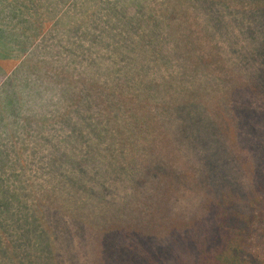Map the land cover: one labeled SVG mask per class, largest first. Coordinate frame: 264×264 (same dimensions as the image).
Here are the masks:
<instances>
[{
	"label": "rangeland",
	"instance_id": "rangeland-1",
	"mask_svg": "<svg viewBox=\"0 0 264 264\" xmlns=\"http://www.w3.org/2000/svg\"><path fill=\"white\" fill-rule=\"evenodd\" d=\"M0 3L19 7L2 26L26 31L27 51L0 60V204L19 198L41 236L24 264H121L138 232L173 264L169 228L226 192L249 215L239 226L251 264H264V215L249 206L264 195V11L252 8L264 0ZM188 39L221 60L207 56L209 73L195 80L174 59L171 76L183 81L156 72L155 57ZM142 66L144 80L158 77L154 92ZM145 91L153 98L137 100ZM125 99L138 103L127 117L107 114ZM73 199L87 208L75 215ZM6 228L18 243L23 225Z\"/></svg>",
	"mask_w": 264,
	"mask_h": 264
},
{
	"label": "trees",
	"instance_id": "trees-1",
	"mask_svg": "<svg viewBox=\"0 0 264 264\" xmlns=\"http://www.w3.org/2000/svg\"><path fill=\"white\" fill-rule=\"evenodd\" d=\"M262 5L263 4L261 3L252 5V8L255 7V11L261 13L264 11V6ZM116 37L118 38V35H115L112 38ZM131 38L133 37H130L129 39ZM199 49L201 48H197L195 41L192 39H188L187 42H175L172 45V54L167 56V58L160 55L155 57V63L158 64L156 72L164 77L169 76L170 81H183V77L178 78L171 76L172 73L170 72V66L168 65H171L175 60L180 63L183 61L186 65H189L188 72L186 71L187 73L185 74L186 76L192 77L194 80L197 79L200 72L202 75L208 74V67L211 65L212 61L208 60L206 57L209 55L217 56V60H215L216 63L214 64V66H216L217 62L221 60L219 58L220 56L218 53L214 54L207 48H202L205 52L204 55H197L195 51H199ZM145 53L148 56L149 52L145 51ZM145 68H147V70H141ZM149 71V67L142 66L139 72V80L143 82L151 79L149 82L154 83L148 82L144 85L153 86V84H155V87L153 86L152 88V92H154L158 89V84L155 81L156 75L154 78L149 77L144 80L145 77L148 75L150 76ZM157 78L158 77L156 76V79ZM174 87L175 86H173L171 90ZM149 93L145 91V93L139 95L140 97H137L136 99L139 101L144 99L143 102H145L146 100L153 98L152 94L149 95ZM193 97L194 96L192 95V99H194ZM125 100V104H123L120 109H117L116 105H106L107 114L110 115V113H114L118 115L119 113V115L127 117L128 112L134 111L138 103H134L133 101L130 102V99ZM89 153L93 155L91 151H89ZM86 161L87 160L80 159L79 162L84 163ZM258 185H260V182ZM261 187L264 188V182ZM261 191V193H263L264 189ZM226 193H222L221 196L215 197L216 200H205L204 214L202 216L190 219L186 223L172 225L169 228V236L179 238L176 245L179 252L175 254V263L173 264H251L247 252L250 235L248 236L246 230L239 226V219L244 220V218H247L249 215H244L236 208L231 207L229 204V201H231V194L228 195ZM61 200L63 201L64 198ZM253 203L258 204L259 208H257V211L259 214L262 211V215H264V195H260L258 196V199L255 198L254 201H250L249 206L251 207ZM22 206L23 203L19 198L16 206H10L7 202L5 204H0V212H2L0 213V264H24V259H27L30 262L31 259L37 257L33 256V252L34 242H38V239L41 237L39 236L40 231H37L38 217L33 215L34 218H31V221L28 220V216L26 218L25 216H22L21 218L18 213L22 209ZM16 207L17 210L15 209ZM73 207V211L75 215H77L79 211H82L81 207L87 208V203L83 201L79 203L77 202L76 204L73 199ZM231 219L233 220L232 223L230 222ZM12 220L16 224V228L19 223L23 225L22 231L13 232L15 237L16 233L19 234L20 240L18 243H15V240H13L14 238H11V234L6 228ZM3 227L4 229H2ZM122 230L125 229L121 228L120 232ZM182 230L183 232H181ZM138 234L143 236L141 237L142 239L139 241L136 240L127 246L129 256L127 257L122 253L119 256L121 258L124 257V259L121 260L120 258L119 260L122 261L121 264H165L162 259L157 257L159 255L158 253L154 252V250L151 251V247L148 246V248L147 246H144L146 244L144 240H147L145 238L148 237V235L143 232H138Z\"/></svg>",
	"mask_w": 264,
	"mask_h": 264
},
{
	"label": "crops",
	"instance_id": "crops-1",
	"mask_svg": "<svg viewBox=\"0 0 264 264\" xmlns=\"http://www.w3.org/2000/svg\"><path fill=\"white\" fill-rule=\"evenodd\" d=\"M18 8L14 4L7 7L6 3H0V60L3 61L10 60L13 56L18 57L23 55L22 49L27 51V44L22 43L25 42V39L22 41V35L26 32L24 26H21L17 21L10 28L5 29L2 26L3 24L7 25L5 24L6 22L10 23L12 20H15V13L18 12ZM44 23L45 21L41 19L36 20L34 24L44 26Z\"/></svg>",
	"mask_w": 264,
	"mask_h": 264
}]
</instances>
